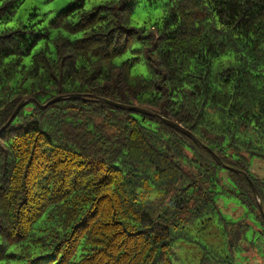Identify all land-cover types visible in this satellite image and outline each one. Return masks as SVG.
Segmentation results:
<instances>
[{
	"label": "trees",
	"instance_id": "obj_1",
	"mask_svg": "<svg viewBox=\"0 0 264 264\" xmlns=\"http://www.w3.org/2000/svg\"><path fill=\"white\" fill-rule=\"evenodd\" d=\"M88 1L46 20L39 0H0V264H185L183 243L199 246L196 264L264 252L258 200L225 167L249 176L264 210V178L249 171L264 160V0ZM99 98L176 122L222 164ZM220 197L245 212L226 219ZM210 221L222 251L188 231Z\"/></svg>",
	"mask_w": 264,
	"mask_h": 264
},
{
	"label": "rangeland",
	"instance_id": "obj_2",
	"mask_svg": "<svg viewBox=\"0 0 264 264\" xmlns=\"http://www.w3.org/2000/svg\"><path fill=\"white\" fill-rule=\"evenodd\" d=\"M69 0H39L41 4V8L39 9L40 17H45L46 20L50 19V17L54 16L57 11L68 4ZM98 0H89L88 6H92L96 4ZM26 2L25 4H27ZM21 5L18 10L15 18L12 20L11 24L16 22V19L25 18L28 12H31L28 7ZM30 7V5H29ZM146 10L144 9L143 4L138 5L136 8L134 15H133V22L134 23H142L144 18L146 17ZM135 72L144 71V67L138 66L135 67ZM250 174L253 176H257L258 178H264V160L253 157L250 160ZM219 208L221 214L228 220H236L239 216L245 212L244 207H242L238 202L234 201L233 199H228L224 197L218 198ZM199 226V227H196ZM195 227V228H194ZM194 228V229H193ZM192 229L188 228L189 233L195 238L196 241L205 244V245H212L216 249L222 251L223 244H222V235L221 231L216 225L214 221L206 222V223H196L193 225ZM187 243H183L181 245V256L185 264H196L197 256L199 253V246L198 247H187ZM260 252H253L249 253L247 257L243 255L241 261L243 264H264V252L259 249ZM246 255V254H245ZM200 257V254L198 255Z\"/></svg>",
	"mask_w": 264,
	"mask_h": 264
},
{
	"label": "water",
	"instance_id": "obj_3",
	"mask_svg": "<svg viewBox=\"0 0 264 264\" xmlns=\"http://www.w3.org/2000/svg\"><path fill=\"white\" fill-rule=\"evenodd\" d=\"M81 97H82V94H78V93L77 94H69V95L57 96V97L51 99L50 101H48L47 103H45V104H43L41 106H45L46 104H48L50 102H55L57 100H61V99H65V98H81ZM99 100L108 102V103H110V104H112L114 106L120 107V108H124V109H128V110H134V111H138V112H141V113H147L149 115H152V116H155V117L159 118L160 120H162L166 124H168V125L176 128L179 131H181V132L185 133L186 135H188L197 144L204 146L210 152V154L214 157V159L218 163L222 164L220 158L211 149H209L208 147H206L205 145H203L191 132H189L188 130H186L181 125L177 124L176 122H173V121H171L169 119H166V118L162 117L161 115H158L155 112H152L150 110H146V109H143V108H140V107H137V106L126 105V104H122V103H117V102H114V101H111V100H108V99H103V98H99ZM29 101H35V100L32 99V98H29V99H26V100L21 101L17 105V107L15 108V110L13 111V113L11 114V116L9 117V119L7 120V122L5 123V125L2 128H4L12 120V118L15 116L16 112L20 109V107L23 106L25 103H27ZM223 166H225V165H223ZM225 167L228 168V169H230V170H232V171H234V172H236V173H239V174L243 175L247 179V181H248V183H249V185H250V187H251L254 195L256 196V198L258 200L260 213H261V215L263 217V220H264V210H263V207H262V205L260 203L259 193H258L255 185L253 184L252 180L249 178V176L245 172H243L241 170L234 169V168L228 167V166H225Z\"/></svg>",
	"mask_w": 264,
	"mask_h": 264
}]
</instances>
